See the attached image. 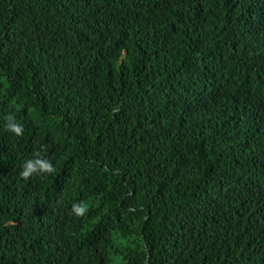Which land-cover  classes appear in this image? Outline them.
<instances>
[{"label":"trees","instance_id":"trees-1","mask_svg":"<svg viewBox=\"0 0 264 264\" xmlns=\"http://www.w3.org/2000/svg\"><path fill=\"white\" fill-rule=\"evenodd\" d=\"M0 264H264V0H0Z\"/></svg>","mask_w":264,"mask_h":264},{"label":"clouds","instance_id":"clouds-1","mask_svg":"<svg viewBox=\"0 0 264 264\" xmlns=\"http://www.w3.org/2000/svg\"><path fill=\"white\" fill-rule=\"evenodd\" d=\"M4 128L7 132L12 133L16 137H22L24 134V125L20 123L14 114H8L4 117ZM47 152V147L41 145L38 149H35L32 153V157L26 159L21 165L19 176L28 181L36 176H47L55 173L56 168L52 161L44 155ZM88 211V205L86 202L81 201L79 203H73L71 206L72 214L82 217Z\"/></svg>","mask_w":264,"mask_h":264}]
</instances>
